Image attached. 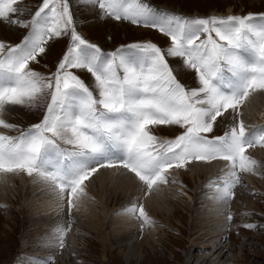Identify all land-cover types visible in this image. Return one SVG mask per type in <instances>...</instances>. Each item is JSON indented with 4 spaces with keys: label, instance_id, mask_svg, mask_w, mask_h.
Returning a JSON list of instances; mask_svg holds the SVG:
<instances>
[{
    "label": "snow or ice",
    "instance_id": "obj_1",
    "mask_svg": "<svg viewBox=\"0 0 264 264\" xmlns=\"http://www.w3.org/2000/svg\"><path fill=\"white\" fill-rule=\"evenodd\" d=\"M20 2L0 0V22L27 29L15 46L0 42V128H17L3 118L10 108L44 111L18 135L0 133V173L48 182L61 199L67 196L71 209L86 194L85 182L104 168L126 169L151 192L169 182L172 169L223 160L228 172L217 185V198L225 201L240 183L239 173L253 172L257 161L246 153L264 147V126L250 134L238 118L250 94L264 91V13L190 19L147 3L82 0L98 5L103 17L152 28L170 40L166 47L146 41L104 53L79 32L70 0H41L30 19L20 18ZM61 37L69 43L55 71L45 75L31 68ZM169 58L192 70L198 86L184 85ZM229 110L236 122L214 135ZM156 126L181 131L158 140ZM127 211L152 223L143 205ZM55 231L63 247L66 230Z\"/></svg>",
    "mask_w": 264,
    "mask_h": 264
},
{
    "label": "rangeland",
    "instance_id": "obj_2",
    "mask_svg": "<svg viewBox=\"0 0 264 264\" xmlns=\"http://www.w3.org/2000/svg\"><path fill=\"white\" fill-rule=\"evenodd\" d=\"M72 1L75 2L74 6L76 5V7L74 8L71 5V10L76 16L79 32L81 33V35L86 37L89 42L93 44L97 43L96 45L99 46L104 53H109L122 46L137 42L151 41L161 47H166L170 43L169 38L162 35L157 30L149 27L134 25L124 20H115L111 17H103L98 5L86 4L83 3L82 0ZM157 1L158 0H121V2L125 5L135 2L147 3L150 6L161 11L173 12L190 19L196 17L207 18L211 16L223 17V15L227 13L233 15H246L248 13L257 14L264 12V0H255L252 3L247 0H159L160 3H167L166 5H169L172 8L160 5L159 3H157ZM40 4L41 0H21L18 6L24 11L20 18L30 19L31 15L35 13ZM229 5L234 6V9L232 8L233 11L232 9L227 11ZM90 6L92 8L96 6V8L94 7L92 9ZM215 9L218 11H214ZM0 26H6L5 28H7L6 30H8L5 31L6 35L4 36H1L0 34V42H4L9 46H15L16 44L20 43L22 38L27 34V29L19 28L13 25L10 26L6 22H0ZM131 27L137 29L139 28L143 32H136L135 30H131ZM125 28L127 29V31H124ZM82 31H85V33H83ZM201 38L203 39L204 37L202 36ZM101 41H105L107 43V46L101 44ZM68 43V37H61L52 42L47 55L40 57L39 64H31V68L45 75H49L50 73L54 72L56 64L61 58L63 52L66 50V46L68 45ZM131 58L134 59L135 57H129L130 60ZM169 62L170 65L174 69H176L174 74L177 75L178 79L184 85L189 88L198 86L196 78L190 76L194 72L190 69L183 68V66L180 65L182 64V61L180 59L169 58ZM79 75H81L86 82L91 84L92 77L90 76V74H88L86 71H82L79 72ZM259 93L262 94V91H259ZM257 101V107H259L261 99L259 98ZM250 103L253 104V100ZM17 107L10 108L3 117L6 122L16 125L17 128L14 130H5L0 128V130L9 133L12 136H16L20 130H24L30 125L39 122L44 111L43 107L38 106L36 107L34 112L29 111L27 112V115H21L19 111L20 107ZM248 115H250L249 110ZM255 115L257 116V113ZM230 116H234L231 110H229L227 119H221L220 122L216 125L214 135L222 134V132L227 127L236 122L233 117ZM156 129H160L157 131V133L164 132L166 134H174L175 131L179 128L175 126H156L153 128V130ZM259 131L260 129H257V132ZM256 148L264 149V147H260L259 145H257L255 147L249 148L246 154L258 161V158L254 153ZM260 163H262L263 166L259 167L260 170H257L258 174L256 173V177L258 178H255L256 181L254 182V186L251 187V185H249L247 182L243 183V173H239L240 183L233 189V196L227 200V205L224 209L225 212H227L225 215L227 222L225 224L228 227V232L227 235L223 238L224 249L216 250V252L210 256L211 259L213 257H218L217 261L219 262V264H264V160L260 161ZM187 168L188 167L185 168L186 171ZM7 175V183L4 187H0V264H28L26 262L28 259L25 260V258L28 257L27 253L29 252L23 248H25L27 245L29 246L30 244L31 247L32 244L35 245L36 243L41 245L42 243L40 242L43 241L37 240L39 238H43L44 231H47L48 225L51 224V222L46 221L42 223L40 222L41 220H39L40 224H36L35 229H33L32 231L28 230L29 222H27V215L24 211L26 209V203L28 202L29 198L27 199L25 197L23 193L25 189L22 188L21 184H15L9 177L12 176L14 180H17L19 179L18 174ZM90 179L95 180V182H92V180H90V183H94V186L92 188L96 190L95 187H98L99 184L97 182V179H95V174ZM179 184L181 185L180 187H189V181H187V179L184 182H179ZM208 184L210 185L211 183ZM208 184L205 183V181H202L201 184H196L197 186L195 188L194 194L196 195V198H201V201L196 204H193V201L187 199L185 194L182 195L181 198L183 199V201L190 202V206L189 209L183 206L180 207L179 212L181 216L179 218L181 219V221H177L176 219L171 220L173 227L167 224L165 228L163 224L165 223L164 217L166 214H168V212L163 211L164 209H162V211L159 212L158 215H155V217L154 215L150 214L152 218L156 219L155 222L158 225L154 227V229L150 226L148 231L156 232V238L160 234L161 238L158 239L159 242H156V246L155 244H153L152 250L144 249L142 251L143 255L140 256V258L134 253H130L131 255L129 254L125 257V253L122 254L117 246L106 249L104 241H102V245V243L96 240L93 234L87 236L82 235L80 236L82 237L81 239L77 234L79 230L75 232V228L72 224L73 220H71V217L67 215V218L63 219L62 223L55 226L56 228H58L60 225L66 230V234L64 235L63 240L67 241V246L65 249L63 248L64 250H61V252V247L59 244L60 240L58 239L56 245H54V248L55 250L60 251V254L58 256L57 251L51 253V257L54 259V261H51V264H209L210 260H207L209 259V256L203 259L204 256L200 254H203L204 252L202 251L204 250L201 247H196V245L198 244L199 246H201L200 241H202L203 239V236H200L198 232L206 231L210 223L206 221L205 218H203L204 215L201 213L204 209L203 206H205V199L203 198H205V195L210 194L211 192V187ZM25 186L27 188V184ZM169 191L171 192V188H169ZM181 192V190L177 191L179 195ZM19 193L21 195L23 194L22 198L19 196ZM131 198L132 197H128L127 200L122 199L119 201L121 202L125 200L124 203H130L131 206H136L137 204L141 203L145 207L142 199L140 201H135V198ZM234 199H236L235 202ZM94 203L96 204L97 210L98 207H100V203L96 200L94 201ZM113 205L116 206V204ZM121 207L119 209H116L118 208V206H116L113 209L116 210L112 213V215H115L116 213L118 214V212L121 211ZM64 209H66L68 214L70 212L71 215L79 217V213L75 208L72 207L71 209H69L67 196ZM200 210L201 212L198 213L197 211ZM163 213L165 215H163ZM132 215L136 217L138 216L137 218L139 222H141V226L139 224V229H136L139 231V234L142 235V231H144V224H142V220L141 218H139V213L137 212V215L132 213ZM196 215L197 219L195 220ZM229 215H231L232 217L231 220L228 219ZM202 220H205L207 223L202 222ZM91 222L93 223V221ZM86 223L87 221L85 223H79L83 224L80 227H85ZM247 224H251L254 227L249 229L245 227V225ZM50 226L51 225H49V227ZM201 226L203 228H201ZM39 231L41 232L40 235L42 236L38 234L40 233ZM30 232H35V235H39L40 237L35 236L34 238H36V240L29 239V236L32 235ZM72 232L74 234L71 236ZM206 237H208L207 234ZM137 238L139 239L141 238V236L139 237L138 235ZM32 240L33 242H31ZM122 247H126L125 244L122 245ZM103 252L105 256L102 255ZM153 253L157 254L156 258H152Z\"/></svg>",
    "mask_w": 264,
    "mask_h": 264
},
{
    "label": "bare ground",
    "instance_id": "obj_3",
    "mask_svg": "<svg viewBox=\"0 0 264 264\" xmlns=\"http://www.w3.org/2000/svg\"><path fill=\"white\" fill-rule=\"evenodd\" d=\"M158 1L157 3H159L160 5L170 7L169 5H166L167 3H160V1L159 2ZM247 1L252 3L255 0H247ZM70 2L73 8L76 7V5L74 6V3H75L74 1L70 0ZM94 7L96 8V6ZM232 8L234 9V6L229 5L227 8L228 9L227 11L231 10ZM214 11H218V10L215 9ZM5 27L0 26L1 36L6 35L5 31H8L6 30L7 28ZM125 30L127 31L126 28L124 29V31ZM131 30H135L136 32L138 31L143 32L139 28L137 29V28L131 27ZM82 32L85 33V31H82ZM145 32H148V31H145ZM101 44L107 46V43L105 41H101ZM190 76L196 78L194 73H192ZM260 94L261 93H259V91L253 92L245 100V102L243 103L240 109L242 113V115L239 117L240 119H243V121H253L252 123H256L259 120L260 121L264 120V91H262L261 95ZM259 98L261 99V103L259 107H257V103H258L257 100ZM252 100H253V104L250 103L252 102ZM35 109L36 108L29 109V108L20 107L19 111L21 115H25V114L27 115V112L29 111L34 112ZM248 110H249L250 115H248ZM256 113H257V116L255 115ZM230 117H233V116H230ZM254 153L256 154L258 158L257 167L254 168L253 172H244L243 173L244 179L242 180L243 183L247 182L249 185H251V187L254 186V182L256 181L255 178H258L256 177L258 174L257 170H260L259 167L263 166L262 163H260V161L264 160V149L256 148ZM224 165H226V163H224L223 160H214V161L207 162V163L193 161L192 163L187 165L188 167L187 171L185 169L170 170V173L168 175L169 182L166 184H161L159 186L154 187L153 190H151V192L148 191L145 185H143L141 182L137 180L134 174L128 173L126 169H123V168L101 169L98 171V173L95 174V179H97V182L99 184L98 187H95L96 190L92 188L94 186L93 185L94 183L92 182L93 181L95 182V180L89 179L88 181L85 182V193L86 194L82 195L79 199H74L73 201V205H74L73 208H75L76 211L79 213V217L71 215L70 212L68 214L66 209H64V206L66 203V195L63 199H61L59 195V190L54 189V187L48 182L42 181L35 176L29 177L28 175L24 173H19L18 174L19 179L17 180H14L12 176H9L11 178V181L13 180L15 184H21L22 188L25 189V191L23 192L25 197L27 199L29 198L28 202L26 203V209L24 211L27 215L26 216L27 222H29L28 230L32 231L33 229H35L36 227L35 225L39 223V220H41L40 222L42 223L46 221L51 222V224H49L51 226L49 227L48 225L47 231L46 232L44 231L43 238L41 239L39 238L40 240L37 238L38 239L37 241H43V242H40L42 243L41 245L37 244L36 242H35L36 243L35 245L32 244V247L30 246L31 244L29 246L25 245L26 247L23 249H26V251L29 252L27 253L28 257L25 258V260L28 259L26 261L28 264H32V263L42 264V260H47L49 257H51V253L55 251H57L58 256H59L60 251L66 248L67 241L63 240L64 246L61 247L60 251L55 250L54 245H56L58 239L60 240V237H59V233H57L54 230L57 229L55 227L56 225L62 223L63 219L67 218V215L71 217L70 218L71 220H73L72 224L75 228L74 229L75 232L79 230L77 232L79 237L82 235L87 236V235L93 234L96 240H98L100 243L104 241L106 245L105 247L106 249H110L113 246H117V248L121 251L122 254L125 253L124 254L125 257L128 256L130 253H134L140 258V256L143 255L142 251L144 249L152 250L153 244H155L156 246V242L158 241V239L161 238L160 234L158 236L159 238L158 237L156 238L155 237L156 232L148 231L150 226L151 228L153 227L154 229V227L158 225L155 222L156 219L152 218L150 214L154 215L155 217V215H158L159 212H161L162 209H164L163 211L168 212V214L165 215L163 213V215H165L164 217L165 223L163 224L165 228L167 224L173 227L171 220L176 219L177 221H181V219L179 218L181 216L179 212L180 207L183 206L189 209V206H190V202L183 201V199L181 198L182 195L185 194L187 199H189L190 201H193V204L200 202L201 198L200 197L196 198V195L194 194V192L197 186L196 184L197 183L201 184L202 181H205V183L207 184L211 183V185L208 184L211 187V192L210 194L205 195V198H203L205 199L204 201L205 206H203L204 204L202 203L203 205L201 206L204 207V209L202 208L203 209L202 212L201 210L197 212L198 213L201 212L204 215L203 218H205L206 221L210 223L206 231L198 232L200 236H203V239L202 241H200L201 246H199V244L197 243L198 245H196V247L197 248L201 247L204 250L202 251L204 253L200 254L204 256L203 259L209 256L208 257L209 259H207L208 261L210 260L209 264H216V263L219 264V262L217 261L218 257L217 258L213 257L211 259L210 256L213 253H215L216 250L224 249L223 248V240H224L223 238L227 235V232H228V227L225 224L227 222V219L225 216L227 212H225V209H224L227 205V201L217 198L218 197L217 185H220V186L223 185V178L226 176L228 172V167L222 168ZM6 177H8L7 174L0 175V187L1 188L4 187L5 184L7 183ZM186 179L187 181H189V184H188L189 187L187 188L180 187L181 185L179 184V182L181 181L184 182ZM90 180H92L91 183H90ZM26 184H27V188L25 186ZM169 188H171V192L169 191ZM178 190L182 191L180 195L179 193H177ZM22 195L19 193V196L21 198H22ZM128 197H132L133 199L135 198V201L136 200L140 201L142 199L146 207L145 212L147 213L148 217L152 221V223L150 224H145L143 220L141 219L142 224H144L143 226L144 231L141 230L142 235L139 234V231L137 230L139 229L138 225L141 222H139L136 216H133L132 213L130 214V212L127 211L129 206L131 207V204L126 203V202L124 203V201L127 200ZM122 199H125V200L120 202L119 200H122ZM95 200L99 201L100 203V207H98L97 210H96V204L94 203ZM235 201L236 199H234V202ZM113 204H116V206H118V208L116 209H119L122 206L121 211L118 212V214L116 213L115 215H112V213L116 210V209L113 210L116 207ZM196 219H197V215L195 217V220ZM86 221H87L86 226L85 227L83 226V228L80 227L83 224H79V223H83V222L85 223ZM91 221H93V223ZM206 221L202 220V222H206ZM60 227L61 226L59 225L58 228ZM201 228L203 227L201 226ZM145 231L148 233H146ZM30 233L32 235H30L31 237L29 236V239L36 240V238H34L35 236H37L35 235V232H30ZM38 234L40 235L41 232ZM73 234L74 233L72 232L71 236ZM206 234L208 237H206ZM39 235L37 237L42 236V235L40 236ZM138 235L139 237L141 236V238L138 239L137 238ZM80 238L82 239V237ZM204 241L206 244L204 243ZM31 242H33V240ZM59 244H60V241H59ZM124 244L126 247H122V245ZM102 255L105 256L104 252L102 253ZM156 255H157L156 253H153L152 258H156L157 257ZM37 258H41V260H37ZM52 261H54V259H52Z\"/></svg>",
    "mask_w": 264,
    "mask_h": 264
}]
</instances>
